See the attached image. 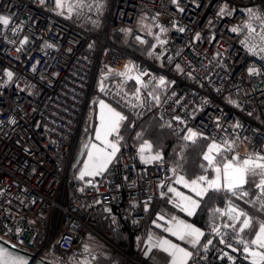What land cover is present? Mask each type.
Here are the masks:
<instances>
[{
  "label": "built area",
  "instance_id": "1",
  "mask_svg": "<svg viewBox=\"0 0 264 264\" xmlns=\"http://www.w3.org/2000/svg\"><path fill=\"white\" fill-rule=\"evenodd\" d=\"M247 8L264 17V0H110L93 34L56 0H0V16L9 19L0 24V231L7 239L58 261L86 255L93 243V259L108 249L113 264H151L115 243L95 214L127 222L135 244L146 237L145 206L171 188L174 166L146 163L129 143L100 175L81 179L74 168L103 68L133 63L140 72L139 98L129 96L137 116L155 112L175 133L195 130L221 146L247 142L264 156V21L250 19ZM116 88L109 83L102 92ZM228 238L241 244L238 235ZM231 257L198 259L232 264Z\"/></svg>",
  "mask_w": 264,
  "mask_h": 264
},
{
  "label": "trees",
  "instance_id": "2",
  "mask_svg": "<svg viewBox=\"0 0 264 264\" xmlns=\"http://www.w3.org/2000/svg\"><path fill=\"white\" fill-rule=\"evenodd\" d=\"M86 3L88 4L84 6V12H82V14L72 17L66 15V17L93 34H98L103 28L110 0H87ZM112 39L118 41L120 40V35L117 33ZM127 70L126 67L122 71L114 73L111 78L117 83L115 84L117 88L112 94L105 95L106 100L120 109L126 116V119L120 126L119 133L114 134V137L118 139L121 146H125L129 143L138 146L144 141H148L152 146V150L159 153L163 161L173 165L176 173L181 174L189 180L204 174L206 170H203V163L205 162L203 160V155L211 139L197 132L200 135L195 141L185 140L184 137L188 135V132H173L159 120L155 112L148 111L141 116H137L127 98L129 95H136L138 91V81L134 78L133 74H129L128 72L126 74L125 71ZM97 85H99V81ZM98 90L99 87L96 86V92H98ZM91 108L92 103L88 107L81 135L89 130L90 119L92 121L93 116ZM220 160L219 158V161ZM255 189V185H250L248 179V183L244 185L242 190L246 191L248 195L250 194L249 198L252 199V194ZM247 196L241 198L239 192L233 195L224 190L215 191L210 189L203 197L199 198L198 207L195 209L193 215L190 216L181 209L177 210L178 215L182 219L197 225L205 231V237L201 243L197 246H189L193 254L191 259L192 263L197 262L198 264H206L199 261L198 255L210 258L214 261H216L218 257H221L223 261H225L229 255L234 257L232 264H251L250 261L242 256L243 247L236 246L228 238L229 235L237 234L232 227H225L226 224H230L229 218L227 215L222 214L227 212L230 204H234L239 208H245L244 205L247 204L252 205V201L248 200ZM161 197L156 198V200H160ZM148 212H150L149 215ZM148 212V219H151L155 212L154 207L150 206ZM95 218L99 223V228L113 239L115 243L127 250L133 248L134 242L128 237L129 227L127 222L120 221L113 213L106 211L96 213ZM216 227L220 228V234L213 231V228ZM0 235L5 236L1 231ZM211 238H213L212 243L207 245V242ZM222 239L226 243H221ZM228 244H231L232 247L229 248L227 246ZM233 249L236 250L234 251ZM225 253H227V255L224 256L223 254ZM136 256L139 260L147 262L142 256V249L138 248ZM98 263L113 264L108 249L99 253V256L94 261V264Z\"/></svg>",
  "mask_w": 264,
  "mask_h": 264
},
{
  "label": "snow or ice",
  "instance_id": "3",
  "mask_svg": "<svg viewBox=\"0 0 264 264\" xmlns=\"http://www.w3.org/2000/svg\"><path fill=\"white\" fill-rule=\"evenodd\" d=\"M43 2V0H42ZM58 8L67 7L69 14L72 13L74 7L78 5L65 4V0H56ZM183 11V9H181ZM221 14H224V9H221ZM249 11L250 19L256 20L260 19L264 21V17H258L251 9ZM63 14V13H61ZM9 19L7 17L0 16V24L7 25ZM251 29V25L248 26ZM183 31V29H180ZM235 31V29H233ZM254 33L255 29H251ZM260 39L264 41V35L260 36ZM251 50V49H250ZM250 73H255V68L249 69ZM7 76L9 79L12 77V73L8 72ZM139 81V77H135ZM165 81L160 80V84L163 85ZM103 88V85L101 86ZM139 97L137 96V99ZM101 111L99 114L100 125L96 129V139L102 141L106 148H102L99 145H91V149L88 151V160L85 163L84 170L81 172V179L85 175L95 176L103 173L108 164L112 161L116 152L119 150L117 144L108 139L109 136L113 134H118L121 123L126 119L120 112L116 111L109 105L104 104L100 101ZM200 134L194 132L193 130H188V135L184 137L185 140L195 141V139ZM85 147H88L87 145ZM151 145L145 142L140 149L141 159L146 163H151L156 160H160L161 156L159 153L155 155L145 156L144 152L146 150H151ZM224 147L231 150V146H221L216 143H211L208 145L207 151L203 155V160L207 161L208 168H211L215 172V178L208 179L206 176H199L191 181L185 180L183 176H177L176 183L183 184L184 187L190 188L192 192L196 194L197 197H203L210 189L215 191H227L235 195L239 192L241 198L248 195L246 191H243V187L248 183L249 176H258L259 183L255 186L260 190L261 196L257 197V200L261 202V206L264 207V156L257 155L255 157L249 156L247 158L241 159L239 156L232 157L231 160L223 162L222 164H217V158L219 157L223 160ZM110 148L111 151H107ZM175 171V169L173 170ZM169 192L175 193L176 197L179 198V203L177 207H180L183 211L187 212L188 215H193L195 209L198 207V201L193 199L191 196H186L183 193L177 191L175 188H169ZM255 203V202H254ZM219 211V210H217ZM230 217L232 221H239L243 217L240 231L243 232L246 229L252 227L253 221L247 214L241 210H238L234 205H229L226 213H222ZM163 219V217H160ZM225 227H235L234 224H226ZM165 231L171 232L172 235L177 236L181 241H188L193 246L199 243L200 237L204 235L200 229L185 223L184 221H176L173 218V226L166 228ZM213 231L220 234V228H213ZM239 243L244 245L243 251L248 254L245 258H251V264H264V222H258V228L256 230L255 237L246 241L242 238L239 239ZM211 244V241H208ZM221 243H226L223 239ZM231 248V244L227 245ZM251 246H255L253 249ZM153 247L162 248L165 252H169L172 257V264H187L188 259L193 255L192 252L185 250V248L180 247L177 244L171 243L169 240H161L153 245ZM234 251L236 249H233ZM227 255V253H225ZM228 259H232L228 256ZM0 264H23V261H18L16 258L11 257L10 254L6 253L3 249H0Z\"/></svg>",
  "mask_w": 264,
  "mask_h": 264
},
{
  "label": "crops",
  "instance_id": "4",
  "mask_svg": "<svg viewBox=\"0 0 264 264\" xmlns=\"http://www.w3.org/2000/svg\"><path fill=\"white\" fill-rule=\"evenodd\" d=\"M128 68L129 67H127V69ZM133 68L136 72H138L137 68L134 65H133ZM125 73L127 74V71H125ZM113 75H114L113 72H110L108 69L103 68L101 71L100 77H99L100 88L102 85H107L109 83L117 84L113 80V78H111ZM135 75L136 74L133 72L134 78L136 77ZM99 90H101V89H99ZM99 90L97 92L96 97L92 101L91 110H92L93 116H92V121L90 119L89 130L86 133L81 135L79 142H78V145H77V148H76L74 162H75L77 155L81 151V148H83L82 156H81L80 160L78 161L77 166H74L75 171L79 175H81V172L84 170L85 163L88 160L87 154H88V151L91 149V145L95 144V145H99L102 148H106V145H104L102 143V141L96 139V129L100 125V119H99V114L101 111L100 101H103L104 104L109 105L110 107L114 108L116 111L120 112L123 116H125V114L122 111H120V109H118L116 106L109 103L105 98L106 94H104V92H101ZM129 96L127 99L129 100V102L132 105V101L130 100ZM131 97L136 98L137 95L131 96ZM132 107L134 108V105H132ZM108 139L110 141L116 143L118 149H119V147H121L118 139L116 137H114V134L109 136ZM86 145L88 147H85ZM230 146H231V149H234L233 155L239 156L241 159L247 158L249 156H252V157L257 156L250 150L247 142H231ZM107 151L110 152L111 149L107 148ZM116 154H117V152H116ZM155 154H157V153H154L152 150H146L144 152L145 156L155 155ZM113 159H114V157L112 158V161H113ZM110 163L108 164V166L110 165ZM177 176H182V175L178 174V173L175 174L174 182H173L171 188H175L177 191L183 193L184 195L191 196L193 199H196L197 201H199L200 197H197L196 194L194 192H192L190 188L184 187L183 184H177L176 183ZM212 177H213L212 175L209 176V178H212ZM248 179H249V184L252 186L259 183L258 176H256V177L249 176ZM185 180L191 181L187 178H185ZM259 196H261L260 190L256 188L252 194V199L249 198L250 194L247 196V199L252 201V203H253L252 205H250V204L244 205L245 208L241 207L242 208L241 209L238 206L231 204V205H234L238 210L245 212L247 214V216L250 217L253 221L251 228L246 229L243 232H241L240 227L242 224L243 217H241V220H239V221H232L230 219V217L228 216L229 223L235 225V227L234 228L232 227V229L236 232L237 235H239L240 237H242L246 241H250L255 237L256 230L258 228V222H264V207H262L261 202L257 200V197H259ZM160 200H162V201H160ZM160 200H156L154 202L149 203L148 209H146V211L148 212L149 208L151 206V207H154L155 212H154L153 217L151 219H148L147 223H146V237H145L146 239H145L144 244H143V248L146 246V249L144 248L145 251L143 252L144 253L143 258L151 264H172V257L170 255V253L165 252L162 248L153 247L154 244H156L157 242H159L161 240H169L171 243L177 244L180 247L185 248V250L190 251V252H191V250H190L189 246H193L188 241H181L178 239L177 236L172 235L171 232L165 231L166 228L173 226V218H175L176 221H184L185 223L190 224V225L194 226L195 228L200 229V231L203 232L204 235L200 237L199 243H201L204 240L205 231L203 229H201L200 227H198L197 225L190 223L188 221H185L184 219H182L178 215L177 210L181 209V208L177 207V204L179 203V198L176 197L175 193L168 191L164 196L161 197ZM228 208H229V206H228ZM149 214H150V212H148V215ZM160 217H163V219H160ZM198 244H196L195 246H197ZM251 247L253 249H255V246H251ZM262 251H264V250H262ZM246 255L248 256L247 253H246ZM98 256H99V254H98ZM96 259H94V261ZM191 259H192V256L188 259L187 264H198L197 262L192 263ZM247 260L251 262L250 257Z\"/></svg>",
  "mask_w": 264,
  "mask_h": 264
},
{
  "label": "rangeland",
  "instance_id": "5",
  "mask_svg": "<svg viewBox=\"0 0 264 264\" xmlns=\"http://www.w3.org/2000/svg\"><path fill=\"white\" fill-rule=\"evenodd\" d=\"M86 1L87 0H65V4H69V3H71V4H74V5H78V7H74L73 8V11H72V13L71 14H69V12H68V10H67V7H64L63 9H62V12L65 14V15H67V16H69V17H72V16H78L79 14H82V12H84V6H86V4H88V3H86ZM90 1V0H89ZM253 12H255V9L254 8H250ZM247 11L249 10V8H247L246 9ZM248 13H249V11H248ZM143 18H144V14H143ZM144 21V20H143ZM141 28L144 30V31H146V32H148L149 34H154V32H153V29H152V25L150 24V25H146V24H144V23H142L141 24ZM121 37H123V36H121ZM129 68H128V70H127V72L129 73V74H133V72L136 74L135 76L137 77H139V78H141V74H140V72H136L135 70H134V68H133V63H131V64H129V66H128ZM132 72H131V71ZM136 95H137V93H136ZM194 131V130H193ZM194 132H196V131H194ZM197 133V132H196ZM145 142H148V141H144L142 144H140L139 146H138V151H139V153H141L140 152V149H141V146L145 143ZM149 143V142H148ZM211 143H214L212 140H211V142L209 143V144H211ZM122 147V146H121ZM119 149H120V147H119ZM227 149V148H226ZM224 150L223 151V160H220L219 161V157L217 158V164L218 165H220V164H222L223 162H227L228 160H231L232 159V157H234V155H230V151L229 150ZM151 150H152V148H151ZM119 151V150H118ZM118 151H117V153H118ZM153 151V150H152ZM206 151H207V149H206ZM154 153H157V152H155V151H153ZM115 157V156H114ZM205 161V160H204ZM203 170L205 171L206 170V172L204 173V174H202L203 176H206V177H208V179H213V178H215V172H214V170L213 169H211V168H208V166H207V161H205L204 163H203ZM213 176L212 178H209V176ZM260 178L258 177V180H259ZM228 210V209H227ZM86 247H88V251L86 252L87 254L86 255H83V254H79V256H72V255H69V256H67L66 257V262H65V264H94V259L91 257V255L93 254V253H95L94 251H96L97 252V250H99V248H98V246H97V244H93V243H90V244H88V245H86ZM145 249H146V246L144 247ZM142 249V256H143V252L145 251V249ZM88 253H90V254H88ZM144 257V256H143Z\"/></svg>",
  "mask_w": 264,
  "mask_h": 264
},
{
  "label": "water",
  "instance_id": "6",
  "mask_svg": "<svg viewBox=\"0 0 264 264\" xmlns=\"http://www.w3.org/2000/svg\"><path fill=\"white\" fill-rule=\"evenodd\" d=\"M83 153V148L77 155L74 166H77ZM148 209V205L145 206ZM213 238L209 241L212 242ZM207 245L209 243L207 242ZM0 249H3L6 253L10 254L11 257L16 258L18 261H23V264H65L53 259H47L42 257H37L34 253L29 252L19 246L15 245L13 242L7 240L6 238L0 236Z\"/></svg>",
  "mask_w": 264,
  "mask_h": 264
},
{
  "label": "bare ground",
  "instance_id": "7",
  "mask_svg": "<svg viewBox=\"0 0 264 264\" xmlns=\"http://www.w3.org/2000/svg\"><path fill=\"white\" fill-rule=\"evenodd\" d=\"M143 30V29H142ZM161 197V196H160ZM156 198H158V197H156ZM156 198H154L153 200H152V202H154L155 200H156ZM146 210V209H145ZM147 212V211H146ZM215 237V236H214ZM145 237H141L140 239H138V240H136V242H135V244L133 245V249L135 250V251H137L138 250V248L139 249H142L143 248V244H144V241H145ZM238 246H242V247H244V245L243 244H240V245H238ZM239 249V248H238ZM198 256H201V255H198ZM238 256V255H237ZM219 258V257H218Z\"/></svg>",
  "mask_w": 264,
  "mask_h": 264
}]
</instances>
